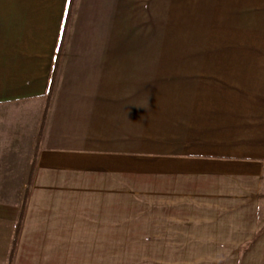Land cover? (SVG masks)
<instances>
[{"label": "crops", "instance_id": "1", "mask_svg": "<svg viewBox=\"0 0 264 264\" xmlns=\"http://www.w3.org/2000/svg\"><path fill=\"white\" fill-rule=\"evenodd\" d=\"M67 7L0 1V264H264V0Z\"/></svg>", "mask_w": 264, "mask_h": 264}, {"label": "trees", "instance_id": "2", "mask_svg": "<svg viewBox=\"0 0 264 264\" xmlns=\"http://www.w3.org/2000/svg\"><path fill=\"white\" fill-rule=\"evenodd\" d=\"M73 2H74V0H68V7H67V12H66V17H65V20H64V25H63L62 34H61V38H60V43H59V47H58V55H59V52L61 51V48H62V45H63V41H64V37H65V34H66L68 21H69V16H70V13H71V8H72V5H73ZM56 70H57V67L54 64V67H53V70H52V74H51L50 86H49V90H48V102H49V100L51 98V95H52V92H53V89H54V85H55ZM43 124H44V122H43Z\"/></svg>", "mask_w": 264, "mask_h": 264}, {"label": "rangeland", "instance_id": "3", "mask_svg": "<svg viewBox=\"0 0 264 264\" xmlns=\"http://www.w3.org/2000/svg\"><path fill=\"white\" fill-rule=\"evenodd\" d=\"M0 1H9V0H0ZM68 27V26H67ZM66 32H67V30H66ZM67 34V33H66ZM66 34H65V37H64V41H63V45H62V48H61V50L63 49V46H64V42H65V38H66ZM61 52V51H60Z\"/></svg>", "mask_w": 264, "mask_h": 264}, {"label": "clouds", "instance_id": "4", "mask_svg": "<svg viewBox=\"0 0 264 264\" xmlns=\"http://www.w3.org/2000/svg\"><path fill=\"white\" fill-rule=\"evenodd\" d=\"M147 104V103H146ZM147 107H148V105H147Z\"/></svg>", "mask_w": 264, "mask_h": 264}]
</instances>
